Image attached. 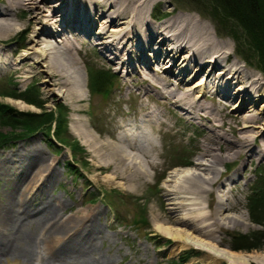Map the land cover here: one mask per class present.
Here are the masks:
<instances>
[{
    "label": "rangeland",
    "instance_id": "374dc122",
    "mask_svg": "<svg viewBox=\"0 0 264 264\" xmlns=\"http://www.w3.org/2000/svg\"><path fill=\"white\" fill-rule=\"evenodd\" d=\"M38 3L40 7H44L42 0ZM1 6L2 0H0ZM179 10L206 22L217 39L226 41L230 59H237L243 69L253 73V77L257 78L258 83L262 85L261 92L264 95L263 72L258 67L246 63L237 54L233 38L219 33L209 13L200 9L199 6L188 2L179 3L176 0H155L149 9V19L163 20L172 12ZM27 20L28 14L25 10L14 12L13 21L18 28L9 37L0 35V48H10L6 51L0 49V51L3 52L4 58L13 61L0 67V104L11 107L14 114H17L16 111L43 113L45 110H52L51 129L53 130L57 118L64 117L70 137L77 139L79 146L75 150L74 144L55 141L56 145L51 147L46 134L40 129L23 137L20 136L24 133L21 126L14 127L0 118V141L3 139V134L10 138L14 131L19 136L9 140L5 145L0 143V202L11 186L10 176L1 173V165L4 162L21 159L20 152L27 154L33 146L45 154L46 160L53 163L56 176L50 183L48 179H40L31 184L28 189L25 187L28 191L30 207L38 205L43 198L52 197L63 200L66 207L63 210L64 214H72L78 208H84L85 212L95 208L94 222L99 226L100 234H102V237L94 235L96 249L90 254L95 264H228L225 260L209 263L205 251L194 246L180 249L179 246L182 243L180 240H174L156 229V224L167 218L168 207L172 206L170 203L172 199L165 200L162 193L164 185L172 183V180H179L180 173L186 168L192 169L187 167V161L197 156L199 144L204 142L205 135L208 133L206 124L209 126V118L217 117L222 123L220 132H225L229 138L234 137L238 126L235 121V112L245 111L247 107L242 106L244 103L254 107L253 111H262L264 96L255 101H248L240 95L230 96L224 92L215 93L217 97L215 99L207 95L201 101L213 106L211 113H208L207 118L198 112L191 117L172 104V101L161 97L155 90L146 88V82L132 67H128L127 64L120 66L114 60L112 61L111 53L107 52V56L102 54L97 46H92L81 30L68 27L69 32L62 34L54 30L58 23H45L46 30L49 32L51 30L50 33L53 34L51 42L58 43L60 35L78 37L75 43L79 52H76V55L84 75L85 94L82 100L73 104L66 88L75 79L70 80V83L56 82L51 75L55 70L49 68L50 59L42 58L41 52L48 53V47L34 40L37 36L36 29L42 26V22L24 29ZM40 35L43 36L42 33ZM129 54L131 57L135 56L134 52ZM49 55H52L51 50ZM22 61L25 63L22 64ZM16 63L19 66L18 70ZM196 64L195 62L194 65ZM151 67L157 69L158 65L154 62ZM95 70L110 74L107 91H94L91 88V75ZM175 73H163L166 79L164 81L168 83L169 88L182 82L180 76ZM204 73L205 71L197 73L193 77L187 75L186 84L193 86L200 76H204ZM28 88L33 89L32 96L43 102L44 107L18 97L20 94H25ZM219 98L222 100L220 101ZM240 100L242 108L239 110L233 108V105ZM148 106L154 107L164 121L148 127L149 134L156 140V146L150 152L154 156L156 166L146 165L147 175L138 183L128 184L122 179L108 180L110 171L104 166L100 167L101 163L94 161L77 133L79 120L84 119L98 136L113 140L109 137V132L121 130L120 125L146 117ZM141 123H144V120ZM143 139L144 137L139 133L135 140L143 143ZM262 145H264V139L251 140L248 150L251 149L253 156L248 158L242 154L229 157L224 163L218 164L220 175L213 187L219 192L220 189L224 190L221 192L225 200L219 208H227L225 214L229 215L231 221L220 230H210L216 236L215 239L202 236L206 241H213L221 247L237 252L264 253V236L258 241L263 242L259 248L251 250L233 248L234 245L243 244L240 243L243 241L239 242L240 239H238L241 234L247 235L257 230H264L263 224L252 219L253 210L250 207V202H253L251 198L256 189L264 185V158L257 154ZM236 168L238 172H234ZM175 173L177 176H173ZM229 187L231 190L227 191ZM216 198L215 192L212 196L200 199L201 205L209 211L215 206ZM37 215H41V211L37 212ZM179 215L182 213L180 212ZM35 216L33 214L28 218L33 219ZM47 218V216L42 218L37 224L32 221V223L26 222V233L35 243L32 257H27L19 250L17 253L1 255L0 264L54 263L50 255L61 244L63 232L49 234L47 228L51 224L47 225L44 222ZM165 224L183 227L173 222ZM210 228L213 229L212 226ZM45 230L47 236H45ZM194 234L199 235L196 232ZM24 242L20 238L18 245L23 246ZM35 254L37 256H34ZM251 264L263 263L252 262Z\"/></svg>",
    "mask_w": 264,
    "mask_h": 264
},
{
    "label": "bare ground",
    "instance_id": "6f19581e",
    "mask_svg": "<svg viewBox=\"0 0 264 264\" xmlns=\"http://www.w3.org/2000/svg\"><path fill=\"white\" fill-rule=\"evenodd\" d=\"M42 1L44 7L39 6V0H2L0 35L9 37L18 28L13 21V14L20 10L28 14L24 29L42 22V26L36 29L34 40L48 47V53L41 52L42 58L50 59L49 68L55 70L51 75L56 82L70 83V80L75 79L66 88L73 104L82 100L85 94L84 75L76 55L79 50L75 40L78 37L60 35L58 43L51 42L53 34L51 30H46L45 23H58L54 30L62 34L69 32L68 27L81 30L102 54L111 53L112 61L120 66L127 64L132 67L146 82V88L155 90L191 117L198 112L207 118L208 113H211L213 106L201 101L207 95L215 99V93L224 92L230 96L240 95L248 101L264 96L262 85L253 77V73L243 69L237 59H230L227 42L217 39L210 26L192 14L179 10L163 20L151 21L149 9L155 0ZM0 49L6 51L10 48ZM50 50L52 55H49ZM129 52H134L135 56L131 57ZM2 56L3 52L0 51V67L13 63ZM154 62L158 65L157 69L151 67ZM204 71V76H200L193 86L186 84L187 75L193 77ZM163 73H175L182 82L169 88ZM242 106L247 108L243 112H235L238 126L234 137L229 138L225 132H220L222 123L217 117L209 118V126L206 124L208 133L204 142L199 144L197 156L187 161V167L192 169L183 170L179 180L171 179L172 183L164 185L162 193L165 200L172 199V206L168 207L167 218L156 224V229L174 240H180V249L194 246L204 250L209 263L225 260L228 264H264V253L233 251L202 237L215 239L216 236L210 230H220L231 221L229 215L225 214L227 208H219L225 200L221 192L224 190L220 189L219 192L213 187L220 175L218 164L242 154L248 158L253 156L251 149L248 150L250 141L264 139V108L262 111H253L255 108L250 105L244 103ZM242 106L240 100L233 108L239 110ZM145 115L137 118V121L120 125L121 130L109 132L113 140L98 136L84 119L79 120L77 133L94 161L110 171L108 180L122 179L128 184L138 183L147 175L146 165L156 166L154 156L150 153L156 146V140L149 134L148 127L164 121L151 106H148ZM143 120L144 123H141ZM139 133L144 137L143 143L135 140ZM21 154V159L1 165V173L10 176L11 186L0 202V256L20 250L27 257H32L35 243L26 233V222L37 224L47 216L44 222L51 224L47 232H63L61 244L51 252V261H55L51 264H95L90 254L96 249L94 235L102 237L99 226L94 222L96 209L85 212L84 208H78L72 214H64L66 207L63 200L52 197L43 198L38 205L30 207L25 187L28 189L40 179H48L50 183L56 172L53 163L46 160L45 154L39 149L32 146L27 154ZM257 154L264 158V145ZM234 172H238V168ZM230 190L231 187L227 189ZM215 192V206L206 211L200 199L212 196ZM39 211L41 215H37ZM180 212L182 215H179ZM33 214L35 218L29 219ZM169 222L183 227L170 225ZM20 238L25 241L23 246L18 245Z\"/></svg>",
    "mask_w": 264,
    "mask_h": 264
},
{
    "label": "trees",
    "instance_id": "16d2710c",
    "mask_svg": "<svg viewBox=\"0 0 264 264\" xmlns=\"http://www.w3.org/2000/svg\"><path fill=\"white\" fill-rule=\"evenodd\" d=\"M176 1L179 3L188 2L194 6L197 5L200 9L209 13L213 22H215L218 32L227 34L233 38L237 54H239L246 63L258 67L264 74V0ZM109 79L110 74L95 70L91 75V88L94 91H107V84L109 85L110 83ZM33 94V89L28 88L25 94H20L18 97L37 104L40 107H44V103L32 96ZM49 111L45 110L43 113L16 111L17 114H14L11 107L0 104V118L6 120L14 127L21 126L24 133L21 135L19 134L20 136L26 137L40 129L46 134L47 141L51 147L56 145L55 141H60L62 143L74 144V149L76 150L79 146V142L77 139L70 137L66 119L64 117L57 118L52 130L51 118L53 116V111ZM11 135L10 138H8L3 134V139L0 143L5 145L9 140L19 137L15 131L12 132ZM51 136L54 137V139ZM255 193L253 197L251 196L253 202H250V207L253 210L251 214L252 219L264 225V185L258 187ZM262 236H264V230H257L247 235L241 234L238 239H240L239 242L243 241L240 242L243 244L234 245L233 248L248 250L259 248L262 245L261 243H263L258 242Z\"/></svg>",
    "mask_w": 264,
    "mask_h": 264
}]
</instances>
